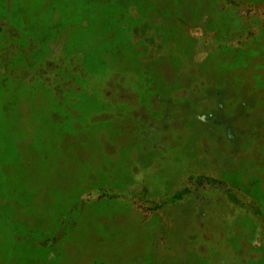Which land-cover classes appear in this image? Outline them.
<instances>
[{"label": "rangeland", "instance_id": "obj_1", "mask_svg": "<svg viewBox=\"0 0 264 264\" xmlns=\"http://www.w3.org/2000/svg\"><path fill=\"white\" fill-rule=\"evenodd\" d=\"M226 184L264 210V0H0V264H264Z\"/></svg>", "mask_w": 264, "mask_h": 264}, {"label": "crops", "instance_id": "obj_2", "mask_svg": "<svg viewBox=\"0 0 264 264\" xmlns=\"http://www.w3.org/2000/svg\"><path fill=\"white\" fill-rule=\"evenodd\" d=\"M221 184L224 182L220 180ZM225 190L223 193L226 195V201L228 204L232 205L233 208H235L236 212L239 214H246L248 217L255 219L260 223L261 228V236H260V246L264 248V210L261 206H258L256 203H253L251 205H248L247 199L244 197L241 192L238 190L229 187V185L226 184ZM252 207L251 211L250 208ZM235 252L232 254V256L236 253V256L238 257V252L236 249H234ZM237 260V259H236Z\"/></svg>", "mask_w": 264, "mask_h": 264}, {"label": "trees", "instance_id": "obj_3", "mask_svg": "<svg viewBox=\"0 0 264 264\" xmlns=\"http://www.w3.org/2000/svg\"><path fill=\"white\" fill-rule=\"evenodd\" d=\"M208 179V178H207ZM208 180H210V179H208ZM212 182H214V180H211Z\"/></svg>", "mask_w": 264, "mask_h": 264}]
</instances>
